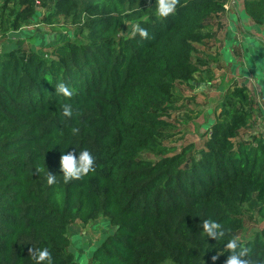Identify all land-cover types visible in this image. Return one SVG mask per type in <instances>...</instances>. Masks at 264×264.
<instances>
[{"label":"trees","instance_id":"1","mask_svg":"<svg viewBox=\"0 0 264 264\" xmlns=\"http://www.w3.org/2000/svg\"><path fill=\"white\" fill-rule=\"evenodd\" d=\"M146 2L4 0L3 33L17 34L46 10L44 23L62 20L73 38L47 53L0 54V264H33L31 244L48 247L54 264H80L70 229L101 218L115 231L89 264H227L226 240L240 238L248 216L264 220V136H242L254 111L246 85L226 94L202 149L165 145L175 136L179 88L195 87L204 64L195 53L216 37L207 29L225 18L229 0H180L168 18L154 16L155 0L141 10ZM243 6L264 27V0ZM136 20L147 38L123 34ZM60 82L74 90L70 100L55 94ZM63 103L76 110L71 120ZM82 148L97 170L64 184L62 151ZM47 168L57 175L51 186ZM207 219L223 224L224 239L207 238ZM240 241L250 264H264V228Z\"/></svg>","mask_w":264,"mask_h":264},{"label":"rangeland","instance_id":"2","mask_svg":"<svg viewBox=\"0 0 264 264\" xmlns=\"http://www.w3.org/2000/svg\"><path fill=\"white\" fill-rule=\"evenodd\" d=\"M4 0H0V17ZM153 2L145 4L143 9H149ZM227 14L225 18L216 20L214 25L207 29L216 35L212 40H207L203 46L198 47L194 60L202 61L201 74L196 75L192 86L180 87L183 97L179 102L181 111L173 113L169 120L176 125L172 132L175 136L165 142L167 146H177L182 149L185 146L193 145L195 150L204 147L207 140L206 134L211 126L215 123L216 118L221 113V107L224 97L236 86L247 84L250 88L252 98L260 100L262 96L259 85L252 76L245 75L244 69L241 67L245 62L249 64L253 61L255 66L264 64L263 56L260 52H246V56L236 57V61L231 62L227 53L232 52L233 55L243 54L241 43L245 42L243 34L264 38V27H256L244 12L243 0H229L226 6ZM49 14L48 11L42 10L39 15L32 21L31 26L26 27L17 34L3 33L0 29V54L9 52L12 49L21 48L23 50H35L46 52L55 46L64 45L65 42L73 38V32L62 20L55 21L53 25L44 23V18ZM143 18H146L144 16ZM128 23L124 29V35L129 36L133 33V24ZM2 31V32H1ZM231 40L240 41L239 46L228 43L227 37ZM236 41V42H238ZM240 49V50H239ZM260 54V55H259ZM241 65H240V63ZM259 72V70H258ZM253 87L254 91H253ZM256 91V92H255ZM261 117L259 115H256ZM255 126L251 122V129L243 133L244 138L253 139L254 136H264V122ZM142 157L156 161L159 156L145 152ZM264 228V220H260L257 216L252 219L248 216L246 219V229L241 234L240 239L247 241L254 234ZM115 231L110 223L101 218L95 223L83 225L79 223L70 229L71 251L74 253L80 264H89L92 253L101 245L104 239Z\"/></svg>","mask_w":264,"mask_h":264},{"label":"clouds","instance_id":"3","mask_svg":"<svg viewBox=\"0 0 264 264\" xmlns=\"http://www.w3.org/2000/svg\"><path fill=\"white\" fill-rule=\"evenodd\" d=\"M180 0H155L154 16L156 18H168L170 15H175L178 10ZM128 12H122L121 15H128ZM133 34L139 35L141 38L148 37L147 29L139 24H133ZM258 79L264 80V64L258 65ZM55 94L58 97H63L70 100L74 96V90L66 83L60 82L55 85ZM59 111L61 115L71 120L76 115V110L71 103H63ZM80 129L73 127L71 133L79 134ZM57 145L59 141H54ZM51 148V147H50ZM49 148V149H50ZM68 147H66L67 149ZM97 158L94 153L88 148H82L79 151L76 149L72 152L64 153L60 158V170L62 172L63 183L68 184L74 180H81L89 174H94L97 170ZM43 169H37L40 172ZM45 179L49 186L57 183V175L52 174L48 168L45 172ZM203 233L208 237L222 240L226 237V231L221 222L217 220L207 219L202 222ZM224 248L228 250L230 255L227 259V264H250L249 253L251 249L245 247L239 237H231L226 240ZM33 264H54V258L50 249L46 246H34L31 244L30 254Z\"/></svg>","mask_w":264,"mask_h":264},{"label":"crops","instance_id":"4","mask_svg":"<svg viewBox=\"0 0 264 264\" xmlns=\"http://www.w3.org/2000/svg\"><path fill=\"white\" fill-rule=\"evenodd\" d=\"M243 37H244V39L245 38H249V39H245L244 43H241L242 46H240V47H243V54L242 55L241 54L240 55H238V54L233 55L232 52L227 53V54H229V55H227L228 56L227 58L228 59H232L231 62L235 63L236 57H238V56L239 57L246 56L245 54L248 51H250L252 53H254V51H255V53L260 52V54L264 57V38H259V37H255V36L245 35V34H243ZM227 40H228L227 41L228 43H230V44L233 43V44L237 45V47L240 44L239 43L240 41L235 40V37H233L232 40H231V38L228 36ZM236 41H238V42H236ZM263 60H264V58H263ZM241 63L243 64L241 67H244V69H240V70L244 71L245 75H247V72H250L248 76H250V77L252 76V78H254L253 80H255V82H257V84L259 85V88L262 91L261 92L262 96L259 98L260 100H256L255 98H252L254 100V102H253L254 111L252 112V124H255V126H256V125L260 124L262 122L261 119H263L264 80L258 79V75H259L258 70H259V68L257 67L258 65L255 66L253 64V61L250 63V65L246 64L245 62L244 63L241 62ZM241 63H240V65H241ZM245 85L247 86V84H245ZM247 88H248V86H247ZM254 88L255 87H253V91H254ZM249 89L250 88H248L249 94L252 97ZM255 90H256V88H255ZM256 115H259L261 117H258ZM259 135H261V134H259Z\"/></svg>","mask_w":264,"mask_h":264},{"label":"built area","instance_id":"5","mask_svg":"<svg viewBox=\"0 0 264 264\" xmlns=\"http://www.w3.org/2000/svg\"><path fill=\"white\" fill-rule=\"evenodd\" d=\"M154 0H147V3H151L153 2ZM263 121H264V110H263Z\"/></svg>","mask_w":264,"mask_h":264}]
</instances>
